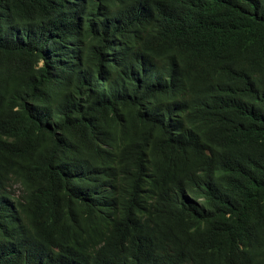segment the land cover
I'll return each mask as SVG.
<instances>
[{
	"label": "trees",
	"instance_id": "trees-1",
	"mask_svg": "<svg viewBox=\"0 0 264 264\" xmlns=\"http://www.w3.org/2000/svg\"><path fill=\"white\" fill-rule=\"evenodd\" d=\"M0 264H264V0H0Z\"/></svg>",
	"mask_w": 264,
	"mask_h": 264
}]
</instances>
